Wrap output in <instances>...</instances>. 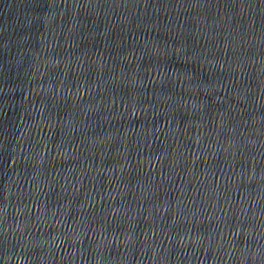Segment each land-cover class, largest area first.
Masks as SVG:
<instances>
[{
    "label": "water",
    "instance_id": "water-1",
    "mask_svg": "<svg viewBox=\"0 0 264 264\" xmlns=\"http://www.w3.org/2000/svg\"><path fill=\"white\" fill-rule=\"evenodd\" d=\"M0 264H264V0H0Z\"/></svg>",
    "mask_w": 264,
    "mask_h": 264
}]
</instances>
